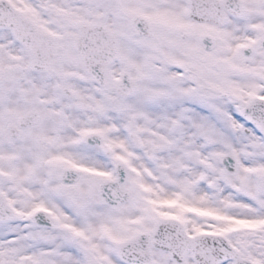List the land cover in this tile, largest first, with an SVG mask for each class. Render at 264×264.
Here are the masks:
<instances>
[{"label": "snow or ice", "instance_id": "6c2138e0", "mask_svg": "<svg viewBox=\"0 0 264 264\" xmlns=\"http://www.w3.org/2000/svg\"><path fill=\"white\" fill-rule=\"evenodd\" d=\"M0 264H264V0H0Z\"/></svg>", "mask_w": 264, "mask_h": 264}]
</instances>
